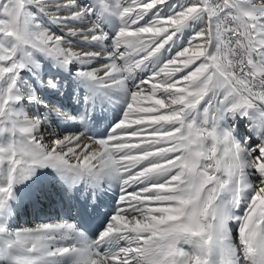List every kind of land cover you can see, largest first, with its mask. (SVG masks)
Listing matches in <instances>:
<instances>
[{
    "label": "snow or ice",
    "instance_id": "obj_1",
    "mask_svg": "<svg viewBox=\"0 0 264 264\" xmlns=\"http://www.w3.org/2000/svg\"><path fill=\"white\" fill-rule=\"evenodd\" d=\"M0 264H264V0H0Z\"/></svg>",
    "mask_w": 264,
    "mask_h": 264
},
{
    "label": "bare ground",
    "instance_id": "obj_2",
    "mask_svg": "<svg viewBox=\"0 0 264 264\" xmlns=\"http://www.w3.org/2000/svg\"><path fill=\"white\" fill-rule=\"evenodd\" d=\"M62 205L59 204H51L49 206H46L43 210H39L36 208H27L25 210L22 211L21 213V219L19 217L18 223L21 226L24 225H33L35 223H37V216H39L40 218H53V216L57 215L58 212H55L57 209H59V207ZM61 211H63V209H61Z\"/></svg>",
    "mask_w": 264,
    "mask_h": 264
}]
</instances>
